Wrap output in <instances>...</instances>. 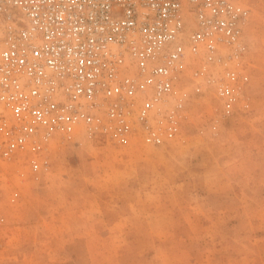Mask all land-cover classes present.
Returning a JSON list of instances; mask_svg holds the SVG:
<instances>
[{"label":"rangeland","instance_id":"1","mask_svg":"<svg viewBox=\"0 0 264 264\" xmlns=\"http://www.w3.org/2000/svg\"><path fill=\"white\" fill-rule=\"evenodd\" d=\"M248 3L250 82L233 114L189 85L177 140L54 142L39 179L8 164L0 264H264V0Z\"/></svg>","mask_w":264,"mask_h":264},{"label":"built area","instance_id":"2","mask_svg":"<svg viewBox=\"0 0 264 264\" xmlns=\"http://www.w3.org/2000/svg\"><path fill=\"white\" fill-rule=\"evenodd\" d=\"M250 15L248 0H0V178L22 163L39 179L54 142L177 140L189 85L229 117Z\"/></svg>","mask_w":264,"mask_h":264}]
</instances>
